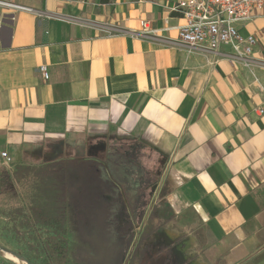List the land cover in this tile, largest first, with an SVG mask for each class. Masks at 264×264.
I'll list each match as a JSON object with an SVG mask.
<instances>
[{"label":"crops","instance_id":"1","mask_svg":"<svg viewBox=\"0 0 264 264\" xmlns=\"http://www.w3.org/2000/svg\"><path fill=\"white\" fill-rule=\"evenodd\" d=\"M3 1L0 174L54 163L68 180L93 145H139L162 176L144 217L157 233L131 258L264 264V8L239 26L258 39L244 60L181 43L178 0Z\"/></svg>","mask_w":264,"mask_h":264},{"label":"trees","instance_id":"2","mask_svg":"<svg viewBox=\"0 0 264 264\" xmlns=\"http://www.w3.org/2000/svg\"><path fill=\"white\" fill-rule=\"evenodd\" d=\"M138 150L140 148L136 144L125 146L122 142H101L89 148L88 161H71L62 165L65 172H74L73 178L62 180L58 187L53 186L55 189L49 188V177L41 181L45 186L43 195L39 196L37 204L31 206L32 213L28 217L31 220L34 218L35 223L26 222L34 236H37V232L40 235L38 238L42 240L44 254L42 258L23 255L30 264H123L134 243L140 249L152 240L157 228L153 225L152 216L144 222L150 204L146 193L151 186L158 184L162 170L159 175L152 177L153 172L142 167ZM53 166L54 163L45 164L37 168V174L41 176L42 172ZM139 169L149 182L142 188H127L129 184L126 181L139 177ZM32 170L31 166L17 165L13 172H2L0 194L14 178H20ZM115 187L122 195L120 203L125 205L127 212L126 220L118 226L115 218L121 212L116 207ZM164 195L163 188L160 197ZM24 210L25 207L21 212ZM71 221L83 244L74 252L69 244ZM167 254L168 251L147 248L140 252V263L133 256L128 264H154L155 261L164 264V256Z\"/></svg>","mask_w":264,"mask_h":264},{"label":"rangeland","instance_id":"3","mask_svg":"<svg viewBox=\"0 0 264 264\" xmlns=\"http://www.w3.org/2000/svg\"><path fill=\"white\" fill-rule=\"evenodd\" d=\"M122 143H124L125 146L134 145L133 143L127 141H123ZM138 156L142 167L153 172L152 177L160 174L162 170L160 161L155 160V158L151 156L147 151L141 149L138 150ZM42 164L43 163H33L32 165L35 167L32 171L25 173L20 178H14L12 183L9 184L5 188L3 193L0 194V264H30V262L23 255L27 254L33 258H37L38 256L42 258L44 254L42 248V240L38 238V236L40 235H38L37 232V236H34L33 231L29 230L32 228H28V224L26 221L35 223L34 218L31 220L28 219V217H30L31 215L30 212L32 213V211L30 210L31 206L37 204L39 201V196L43 195V188L45 186L42 185L41 181L45 179L46 176L49 177V180H47L49 182V188L52 187L53 189H55V185L57 186V184L55 183L62 182L58 177L64 176V172L61 170H59L58 172H56L55 170H48L42 172L40 176L37 174V171H39L38 169L42 166ZM115 176L119 181H121V179H119L117 175ZM111 186L113 187V185ZM137 186L139 185L137 184ZM156 186L157 185H154L153 187L151 186L147 190L146 196L150 201L152 200V195L156 189ZM134 187L136 188V186L131 185V189H135ZM113 192L116 193L115 201L118 202V206L116 205V207L120 213L122 209V202L120 203L119 200L120 192L116 187ZM149 193H151V195ZM161 199L162 198L159 196V200ZM23 207H25V210L24 212H21V209ZM122 218L123 217L121 213L116 215V226L123 223L124 219ZM120 220H122L121 223ZM70 226L71 237L69 239V244L71 251L74 252L83 244L80 242L76 228L72 221ZM166 243V240H163L162 244L166 245ZM158 246L160 245H156L155 249ZM1 248L5 250H1ZM129 252L125 258V263L123 264H128L131 258V252ZM14 253L25 258L27 262H18L15 258L20 256H16ZM9 255L11 257H9ZM170 257L171 258L168 261L167 257L164 256V260H166V262L164 261V264H180V258L177 254H173L171 252ZM137 260L139 263L141 262V255H139ZM154 264H161V262L155 261Z\"/></svg>","mask_w":264,"mask_h":264},{"label":"built area","instance_id":"4","mask_svg":"<svg viewBox=\"0 0 264 264\" xmlns=\"http://www.w3.org/2000/svg\"><path fill=\"white\" fill-rule=\"evenodd\" d=\"M0 5L11 6L3 0ZM263 8L264 0H178L172 11L183 19V24L177 27L181 43L212 52H220L223 46H228L234 56L247 60L253 55L258 39L253 34H241L239 26L252 20L254 12ZM144 27L148 31L149 26ZM39 70L45 80L50 78L46 65H41ZM1 155L9 169L12 158L6 152Z\"/></svg>","mask_w":264,"mask_h":264},{"label":"flooded vegetation","instance_id":"5","mask_svg":"<svg viewBox=\"0 0 264 264\" xmlns=\"http://www.w3.org/2000/svg\"><path fill=\"white\" fill-rule=\"evenodd\" d=\"M138 173H139V177L138 176H135V177H132V180L131 181H128V180L126 181V183L129 184V185L126 186L127 188L131 189V185L132 186H136V188L134 187L135 189H138L137 187L142 188V187L145 186V184H147L149 182V180L145 179V176L142 175L140 169H139V172ZM137 184L139 186H137ZM119 195H120L119 200L122 201V195H121V193H119ZM121 215L123 217L122 219H124V221H125L126 220V217H127V212L123 208L121 209ZM121 221L122 220H120V223H121Z\"/></svg>","mask_w":264,"mask_h":264},{"label":"bare ground","instance_id":"6","mask_svg":"<svg viewBox=\"0 0 264 264\" xmlns=\"http://www.w3.org/2000/svg\"><path fill=\"white\" fill-rule=\"evenodd\" d=\"M1 250H5V249L1 248ZM7 251H8V250H7ZM15 255H16V254H15ZM16 256H18V255H16ZM9 257H11V256L9 255ZM15 259H16L18 262H22V263H23V262L25 263V261H26L23 257H16ZM26 262H27V261H26ZM27 264H28V263H27Z\"/></svg>","mask_w":264,"mask_h":264},{"label":"water","instance_id":"7","mask_svg":"<svg viewBox=\"0 0 264 264\" xmlns=\"http://www.w3.org/2000/svg\"><path fill=\"white\" fill-rule=\"evenodd\" d=\"M123 209H125V205H123ZM15 254V253H14ZM17 255V254H16ZM18 256H20V255H18ZM21 257V256H20ZM27 261V260H26Z\"/></svg>","mask_w":264,"mask_h":264}]
</instances>
